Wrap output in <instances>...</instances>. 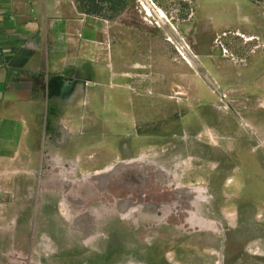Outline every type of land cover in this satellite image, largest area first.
Listing matches in <instances>:
<instances>
[{
  "label": "rangeland",
  "instance_id": "374dc122",
  "mask_svg": "<svg viewBox=\"0 0 264 264\" xmlns=\"http://www.w3.org/2000/svg\"><path fill=\"white\" fill-rule=\"evenodd\" d=\"M248 3L251 9H244L245 14L253 16L257 27H264V0H248ZM145 5L152 10L149 18ZM81 9L90 17L117 19L122 24L131 22L138 32H143V39L146 37L164 46L165 69L162 73L144 74L158 84L163 79L165 84L150 87L148 91L168 87L173 101L162 115V124L152 129H137L141 136L149 133L158 140L168 141L151 142L148 146L163 156L150 161V167L153 162L157 165L150 171L153 181L158 180L155 173H159V167L172 171L173 164L182 158L202 160L210 168L206 175L188 172L179 188L158 180V189L151 194L136 190V197L126 194L110 206L98 202V210L90 206L63 213L60 208L64 200L63 177H53L56 182L49 185L50 189H46L43 177L41 201L46 206L54 205L38 208L32 221V216H26L25 223L9 220L0 224V264H264V75L254 82L249 69L257 58L264 56V32L245 20L221 29L210 38L207 33L199 34L192 27L194 0L87 1ZM158 9L165 18H161ZM205 15L218 18L222 13L214 8ZM210 59L213 63L237 67V71L230 80L220 81L208 67ZM221 68L219 63L218 69ZM189 71L197 79L194 87L200 89L195 101L191 95L179 96L182 90L175 81L177 76H183L182 88L189 92L194 88L189 87L192 82ZM254 83L260 88H256V94L251 93L253 89L249 90ZM182 99L184 107H181ZM209 130L219 141H206ZM132 137L135 139V135ZM80 140L74 138L73 142ZM117 147L123 159L135 156L138 151L133 141L127 139ZM87 148L71 147L66 154L76 157ZM167 149L170 153L164 155ZM103 151L100 144L93 145L85 153L83 162L92 164L99 158L98 165L105 164L108 156L102 155ZM48 154L59 156L57 149L49 150ZM77 163L73 161L74 170ZM139 168V165L121 167L120 174H130L137 184L144 174ZM179 172V176L184 175V171ZM103 175L100 173L96 178ZM114 177L107 183L117 186L119 180L124 183L127 179L120 177L114 181ZM82 179L81 176L73 178L74 181ZM145 183L150 185L146 179ZM232 184L237 190L230 193L236 197L232 208L237 213V221L230 224L224 209L229 205ZM199 186L203 188L204 200L179 207V201H189L184 192ZM194 214L212 221L215 229L196 228L191 223Z\"/></svg>",
  "mask_w": 264,
  "mask_h": 264
},
{
  "label": "crops",
  "instance_id": "0c3cea01",
  "mask_svg": "<svg viewBox=\"0 0 264 264\" xmlns=\"http://www.w3.org/2000/svg\"><path fill=\"white\" fill-rule=\"evenodd\" d=\"M87 1L100 0H0V224L25 223L26 216L32 221L38 208L54 205L41 201L43 177L46 189L57 177L68 184L64 168L73 170V161L95 144L103 147L107 161H116L117 145L124 139L138 148L136 158L149 151L151 142L167 141L137 132L162 124L173 101L168 87L159 88L163 79L158 84L144 74L165 69L164 46L144 40L131 22L90 17L81 9ZM194 6L193 30L208 38L245 20L264 32L253 16L245 14L248 0H194ZM214 8L222 15H205ZM208 67L220 81L230 80L237 71L211 59ZM249 69L254 82L264 75V56ZM189 74V87L197 86L195 75ZM175 81L182 90L179 96L191 95L194 101L199 97V88L189 92L182 88L183 76ZM254 84L249 88L252 94L260 89ZM74 138L81 140L73 142ZM82 145L90 147L82 155L66 154ZM56 149L59 156L48 154Z\"/></svg>",
  "mask_w": 264,
  "mask_h": 264
},
{
  "label": "flooded vegetation",
  "instance_id": "af4514ba",
  "mask_svg": "<svg viewBox=\"0 0 264 264\" xmlns=\"http://www.w3.org/2000/svg\"><path fill=\"white\" fill-rule=\"evenodd\" d=\"M146 6V5H145ZM147 10H149L150 13H152V10L150 9L149 6H146ZM148 14V13H146ZM149 15L148 14V18ZM161 16V15H160ZM147 17V16H146ZM166 16H161V18H165ZM255 41L257 40L256 38L254 39ZM263 123V121L261 122ZM210 132L209 138H207L206 141L212 140H217L219 139L216 137L217 135L213 132ZM175 135L176 132H175ZM96 145V144H95ZM232 145V143H230ZM170 146V145H168ZM169 148V147H166ZM143 151V149H142ZM143 153V152H142ZM159 151L157 149H152L149 151H144L143 154H141L138 158L135 156H130L126 157L125 159L121 158L120 156L116 159V161H113V159L107 161L103 165H98L101 159H97L94 161L92 164H88L87 162H83V156L80 160H78L77 167L74 170H69L64 168L62 171V174H65V178L69 179L68 184H65L63 181V186L62 191L64 192V200L60 203V208L62 213L65 210L72 211H79L80 209L84 210L86 208H89L90 206L93 208L98 207V202L101 204L106 203L107 205H111L114 203V201L117 198H120L122 196H126V194H130L131 197H136V190H139L143 193H149L151 194L154 192L156 189H158V180H160V183L162 184H172L176 187H181L185 183V179L187 178V173L188 172H197L201 173L203 175L208 174L209 170V165H206L202 160L195 159L192 157H187V158H182L179 159L177 162L173 164L172 171L168 169V167H159V173L156 172L155 176H158V180L156 183L152 179V175H150V171L153 168H157V165L154 164L153 166L152 163L150 162L156 154H158ZM170 153V150L167 149L164 155H167ZM116 162H121L120 166L115 168L114 171H110L109 168L111 165L115 164ZM134 165H139V167L143 170V179L140 181V183H134L135 177L131 176L128 173L125 174H120V169L122 167H128V166H134ZM196 166V167H195ZM87 167V168H86ZM139 168V169H140ZM183 169V170H182ZM184 171V175L179 176V171ZM158 171V170H157ZM104 173L102 177L96 178L98 174ZM115 173H117L115 175ZM81 176L83 179L80 181H74L73 178H77ZM114 181H117L120 179V177L127 178L125 179L124 183H122L120 180L118 181L117 186H112L111 183H107L109 179H113ZM146 181L150 182V185H146ZM229 179V178H228ZM229 181V180H228ZM201 189V186L197 187L195 190H190V191H185L184 195L186 198L189 200L187 203H182L178 202L179 207H184V204L186 207L191 206L192 204H196L201 201L203 198V195L199 192ZM192 191V192H191ZM199 192V193H198ZM236 190L234 187L232 189H229V197H228V204L227 208L224 209L227 213L233 214L235 211L232 208V203L236 200L235 196H231V194H234ZM231 193V194H230ZM148 195L145 197V200H147ZM129 199V198H128ZM76 203H72V202ZM131 202V199H129ZM81 211V210H80ZM191 223H194L195 220L198 219V216L196 214L192 215L191 218ZM172 220V219H171ZM170 220V221H171ZM85 223V222H83ZM197 228V227H196Z\"/></svg>",
  "mask_w": 264,
  "mask_h": 264
},
{
  "label": "bare ground",
  "instance_id": "6f19581e",
  "mask_svg": "<svg viewBox=\"0 0 264 264\" xmlns=\"http://www.w3.org/2000/svg\"><path fill=\"white\" fill-rule=\"evenodd\" d=\"M145 9L147 10V8L145 7ZM148 14L149 11L147 10L146 11ZM158 12L159 14L163 17L165 16L164 13L158 9ZM147 14V16H148ZM121 162H116L115 164L111 165V167L109 168L110 171H114L115 168H117L118 166H120ZM122 167V166H121ZM196 167V166H195ZM241 178V177H240ZM238 179V178H237ZM243 180V178H241ZM229 180V179H228ZM231 184V183H230ZM232 186L234 187V189L236 190V186L234 184H232ZM237 191V190H236ZM192 192V191H191ZM201 193V195H203L202 193V189L199 191ZM198 192V193H199ZM204 199H201V201H203ZM200 201V200H199ZM225 212V216L227 217L228 221L230 224H233V223H236L237 221V213H233V214H230V213H227L226 211ZM192 225L196 226L197 228L199 229H208V230H214L215 229V225L214 223H212V221H210L209 219H206V218H200L198 217L197 220H195L194 223H192ZM212 251V249H207V251Z\"/></svg>",
  "mask_w": 264,
  "mask_h": 264
},
{
  "label": "built area",
  "instance_id": "2783aa9c",
  "mask_svg": "<svg viewBox=\"0 0 264 264\" xmlns=\"http://www.w3.org/2000/svg\"><path fill=\"white\" fill-rule=\"evenodd\" d=\"M151 4H152V3H151ZM223 52H224V53H228L227 50H226L225 48H223Z\"/></svg>",
  "mask_w": 264,
  "mask_h": 264
}]
</instances>
